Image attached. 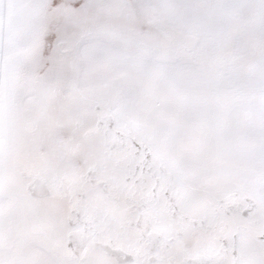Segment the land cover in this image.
I'll return each instance as SVG.
<instances>
[{
	"label": "snow or ice",
	"instance_id": "1",
	"mask_svg": "<svg viewBox=\"0 0 264 264\" xmlns=\"http://www.w3.org/2000/svg\"><path fill=\"white\" fill-rule=\"evenodd\" d=\"M20 96L78 131L13 221ZM0 160V264H264V0H0Z\"/></svg>",
	"mask_w": 264,
	"mask_h": 264
},
{
	"label": "rangeland",
	"instance_id": "2",
	"mask_svg": "<svg viewBox=\"0 0 264 264\" xmlns=\"http://www.w3.org/2000/svg\"><path fill=\"white\" fill-rule=\"evenodd\" d=\"M26 97L20 96L17 101V132L14 143L10 146L8 152V184L12 189L13 195V221L22 220L25 215V210L15 206V201L25 198L27 193L23 190L24 170L33 165L40 153L54 145L66 143L71 144L73 137L77 134L78 129L74 125L72 119L65 109L63 100L60 97H54L50 100L49 105L39 122L33 124L28 113L25 110ZM78 152V148L73 145L72 156ZM4 161L0 160V171L3 170ZM33 206L27 211L31 215H39L44 208L40 204L38 198L32 197ZM53 211L54 208H49ZM246 216L247 212L241 214ZM230 223H243L241 216L230 213L227 217ZM252 227L249 226L242 239L245 243L251 244ZM29 241L34 245L33 250L36 252H46L53 259L59 258L58 250L50 249L46 241L39 233L32 232L29 236Z\"/></svg>",
	"mask_w": 264,
	"mask_h": 264
}]
</instances>
